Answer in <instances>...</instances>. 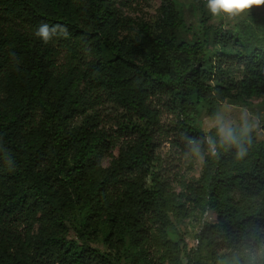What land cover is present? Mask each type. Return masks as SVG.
Listing matches in <instances>:
<instances>
[{"label":"trees","instance_id":"trees-1","mask_svg":"<svg viewBox=\"0 0 264 264\" xmlns=\"http://www.w3.org/2000/svg\"><path fill=\"white\" fill-rule=\"evenodd\" d=\"M127 1L0 0V264H153L155 255L181 264L182 253L200 264L203 250L212 264H264V254L250 260L264 243V140L252 130L240 157L202 122L226 99L264 97V48L228 30L212 34L203 5V38L180 37L179 0H162L156 26L124 33ZM42 23L66 32L44 43L35 36ZM211 41L220 45L208 52ZM65 48L70 59L60 64ZM94 94L118 103L124 128L137 133L117 156L88 113ZM157 94L204 157L199 176L181 179L180 189L157 169ZM207 212L215 221L202 218L198 244L188 248L180 224ZM101 235L106 252L91 245Z\"/></svg>","mask_w":264,"mask_h":264},{"label":"rangeland","instance_id":"rangeland-1","mask_svg":"<svg viewBox=\"0 0 264 264\" xmlns=\"http://www.w3.org/2000/svg\"><path fill=\"white\" fill-rule=\"evenodd\" d=\"M161 4L162 0H128L123 7L125 15L129 18L124 33L136 31L139 23H147L151 27L156 26L160 21ZM202 5L209 18L208 25L211 26L212 34L221 33L223 29L228 30L237 38L249 41L256 47L264 48V4L253 6L240 16L213 17L207 8V3L202 4L198 0H179V8L182 11L186 27L177 29L175 32L177 35L188 40L203 38ZM217 45L211 41L206 49L208 52H213L219 48L220 43ZM79 57H81L80 60H84L85 58L84 55H80ZM69 59L70 55L65 48L62 50L58 61L60 64H67ZM94 96L92 108L88 110V113H95L100 118L101 126L116 142L111 152L114 156H117L120 146L126 142L136 140L137 133L124 128V125L121 123L123 120V109L118 103L111 100L105 94H101L100 96L94 94ZM152 105L159 111L158 122L152 128L154 143L152 148L155 156H157V169L164 179L169 180L180 189L179 181L181 179L191 180L199 176L203 159L193 155L187 143L184 142L182 132L178 128L177 113L170 104L169 99L164 95H154L152 97ZM221 119L225 124H231L240 129L247 122L248 126L256 132L257 138L264 140V97H253L247 101L224 100L216 116H207L205 111H203V128L210 130L213 127H217L218 121ZM77 121L79 122L80 118ZM120 123L122 126L119 125ZM110 160L111 156L108 154L102 157V163L106 166ZM202 218L210 222L216 219L212 212L205 213L203 217L198 213L187 217L184 223L179 226L184 238L183 240L187 243L188 248H195L198 244L196 235L200 229ZM34 229L36 231L37 224L34 225ZM169 232L170 237L179 246H182L178 233L173 228H170ZM71 236L77 239L73 230L71 231ZM91 245L102 251H108L107 246L102 242V235L98 240L92 241ZM263 254L264 243L262 242L258 249L251 253L250 260L256 262ZM128 262V260H122L121 264H129ZM186 262V257L182 253L181 264H186ZM153 264L170 263L168 261L162 262L155 255ZM200 264H212L205 250H203V261Z\"/></svg>","mask_w":264,"mask_h":264},{"label":"clouds","instance_id":"clouds-1","mask_svg":"<svg viewBox=\"0 0 264 264\" xmlns=\"http://www.w3.org/2000/svg\"><path fill=\"white\" fill-rule=\"evenodd\" d=\"M264 4V0H207V8L213 17H236L250 10L253 6ZM66 30L60 25L49 26L47 23H42L35 31V36L40 38L44 43H48L58 33L64 34ZM217 136L221 147H235L237 154L243 157L247 149L243 146L244 138H247L248 143H251L249 133L252 131L247 122L244 123L237 134L231 124H225L223 120H219L217 124ZM192 154L203 159V155L199 146L192 148ZM209 154L217 155V146L215 141H209Z\"/></svg>","mask_w":264,"mask_h":264},{"label":"built area","instance_id":"built-area-1","mask_svg":"<svg viewBox=\"0 0 264 264\" xmlns=\"http://www.w3.org/2000/svg\"><path fill=\"white\" fill-rule=\"evenodd\" d=\"M204 3H207V0H202Z\"/></svg>","mask_w":264,"mask_h":264}]
</instances>
